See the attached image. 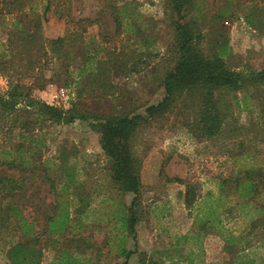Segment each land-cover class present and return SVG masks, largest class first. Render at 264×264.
<instances>
[{"label":"rangeland","instance_id":"374dc122","mask_svg":"<svg viewBox=\"0 0 264 264\" xmlns=\"http://www.w3.org/2000/svg\"><path fill=\"white\" fill-rule=\"evenodd\" d=\"M168 1L0 0L5 29H0V43L8 44V20L21 16L27 26L41 21L36 28L47 52L36 67L9 75L0 72V94L7 81L21 80L35 99L63 110L80 101L88 110L105 114L146 116V108L164 97L162 80L174 66ZM255 3L261 5V0H196L194 12L186 17H196L207 34L214 26L211 17L228 6L225 31L232 63L259 71L264 69V35L239 21ZM125 4L122 12L127 15L118 16V27L114 17ZM18 6L20 11L7 14ZM57 38H65L59 58L46 47ZM37 49L33 44L31 51ZM14 58L18 64V56ZM85 64L83 75L89 77L83 79L78 72ZM254 94L256 90L250 89L235 100L233 94L221 93L218 100L226 115L221 132L212 139L196 137L199 134L188 126L193 114L178 109L136 131L132 151L140 163L141 188L134 234L122 226L133 195L122 193L113 182L90 122L50 125L43 133L35 132L41 134L44 147L32 144L21 154L34 161V173L0 167V178L15 180L20 187L10 194L0 186V206L17 204L21 216L33 223L34 234L25 237L13 219L8 222L0 231V264H11L8 250L31 238V247L41 252L39 264H228L231 253L224 236L248 229L255 218L245 215L249 207H241L244 200L235 189L236 176L250 170L260 174L253 202L264 203V116L257 104H264V99L255 101ZM29 136L2 127L0 161L6 157L3 150L16 156L17 142L27 149ZM68 169L78 185L66 188ZM186 198L192 201L190 206ZM76 209L81 213H74ZM66 214L67 225L58 234L53 224L57 215ZM210 215L213 229L210 224L201 229L199 224ZM256 232L249 236L248 251L256 263L264 264V229ZM123 249L132 255L127 258Z\"/></svg>","mask_w":264,"mask_h":264},{"label":"trees","instance_id":"16d2710c","mask_svg":"<svg viewBox=\"0 0 264 264\" xmlns=\"http://www.w3.org/2000/svg\"><path fill=\"white\" fill-rule=\"evenodd\" d=\"M12 4L9 3L10 6ZM195 5L196 0L168 1V7L172 13L170 25L174 35L172 47L174 66L162 80L164 97L158 104L146 108V116L121 112L105 114L99 110H88L86 105L80 101L72 104L68 110H63L35 99L31 95L30 88L25 83H21V80L7 81L5 92L0 94V132L2 127H5L10 133L17 130L21 134L30 135V145L26 149L23 143L17 142L15 145L17 149L13 153L16 156L3 150L2 153L6 154V157L1 158L0 167L16 170L20 174H26L25 172L33 174L36 170L34 161L26 160L21 154L30 151L32 144L35 147L38 146L37 149L44 147V141L40 138L41 134L35 135V132L43 133L44 128L50 125H69L76 121L90 122L91 129L99 135L101 150L108 158L113 182L122 193L133 195L130 206L127 207L126 216L122 219V226L134 234L139 214L138 201L141 188L140 163L132 151V141L136 131L150 120L178 109L181 114L183 112L193 114V122L188 126L191 131L199 134H196V137L212 139L221 132L226 115L218 100L221 93L233 94L234 99L238 100V93L255 89L256 94L252 98L255 101L264 99V69L259 71L244 70L238 64L232 63L229 38L225 31V26L229 23V19H225L230 17L228 6L218 10L216 15L211 17V21L214 20V26L209 33L205 34L196 17L191 15L189 18L186 17L194 12ZM127 6L128 4L122 6L117 17H114L118 27L120 25L118 16L127 15L122 12ZM19 9L20 7L10 8L6 12L11 16L20 11ZM8 22L9 28L6 32L8 44L0 43V72L9 75L21 68L40 65V60L47 55L46 49L41 43L43 39L39 36L36 28V26H41V21L35 20L34 23L27 26L25 20L20 16L11 18ZM244 22L253 30L264 35V0H261V5L255 3L250 6L244 16ZM3 26L4 23L0 22V29L5 30ZM207 36H210V40L206 42ZM64 42L65 38H57L48 41L46 47L51 49L56 58H59ZM33 44H38L36 52L31 51ZM16 47L21 48L18 54L14 52ZM14 56H18V64H15ZM4 59L6 60L2 61ZM22 62H24V66H22ZM98 69L95 70L98 71ZM86 71L85 64L78 75L86 79L89 77L83 75ZM257 104L262 118L264 104L258 102ZM62 156L64 157V153ZM69 172V169L65 170L68 177L64 184L66 188L78 185L75 174ZM259 178L260 174H257L255 170L247 171L243 176L235 178V189L239 192V198L244 200L241 207H249L250 209L246 211L245 215L252 214V218L254 216L255 218L250 220L248 226L246 225L249 227L248 229L244 228L238 234L228 232L224 236L226 249L231 253V261L228 264H261L256 263L248 251L252 247V245H248L249 236L257 233V230L264 229V203L253 202L255 195L259 193ZM18 182L23 185L22 180ZM224 183L220 186L222 191L225 188ZM0 186H6L10 194L20 190L18 183L12 179L0 178ZM76 197L75 194L74 198L76 199ZM185 204L190 206L192 201L186 198ZM74 213L79 214L81 211L76 209ZM212 216L210 215L207 220L202 221L199 227L205 229L207 224H210L209 228L213 229L212 221H210ZM57 218L58 220L54 222L53 226L54 231L60 234L67 225L68 215L66 214L65 218L57 215ZM12 219L23 236H33V223L27 222L21 216V209L17 204L7 205L3 208L0 206V231ZM20 221L23 224H20ZM218 224H220L219 221ZM30 242H32V238L31 241L18 242L8 250L7 259L11 264H39L41 252L32 248ZM122 252L127 258L132 255L130 250L123 249ZM140 264L145 263L141 262Z\"/></svg>","mask_w":264,"mask_h":264},{"label":"built area","instance_id":"2783aa9c","mask_svg":"<svg viewBox=\"0 0 264 264\" xmlns=\"http://www.w3.org/2000/svg\"><path fill=\"white\" fill-rule=\"evenodd\" d=\"M239 21H240L242 24H244V21H243L242 18H239Z\"/></svg>","mask_w":264,"mask_h":264}]
</instances>
